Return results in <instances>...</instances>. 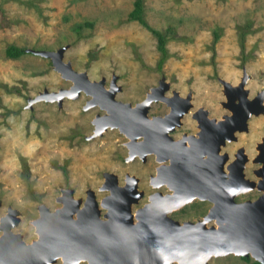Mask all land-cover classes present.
<instances>
[{
    "label": "rangeland",
    "instance_id": "374dc122",
    "mask_svg": "<svg viewBox=\"0 0 264 264\" xmlns=\"http://www.w3.org/2000/svg\"><path fill=\"white\" fill-rule=\"evenodd\" d=\"M132 6L133 0H0V221L8 206L17 209L19 221L12 230L21 232L25 241L37 237L32 220L38 216L39 204L50 210L59 207L56 198L62 188H72L74 197L85 196V189L92 188L99 201L108 193L99 188L106 171L114 172L120 184L126 174L138 177L137 187L144 195L132 204L134 210L155 189L149 175L158 163L150 153L146 163L137 155L128 159V137L118 127H107L90 137L93 117L104 110L98 105L85 107L91 96L84 90L73 98L65 96L60 104L57 100L31 101L44 89L58 91L73 83L54 68L49 56L36 50L67 45L64 61L85 71L91 80L104 77L105 86L115 76L120 87L115 97L131 104L164 80L169 84L167 93L177 90L191 96L189 110L203 105L218 115L230 112L219 103L225 98L223 81L235 85L245 71L248 96L264 89V0H145L148 23L162 30L172 25L177 36L167 40L169 56L161 68L156 67L160 55L156 36L137 20L127 19ZM86 20L93 25L83 24ZM77 22L83 24L81 37L74 28ZM218 27L220 36L212 43L213 30ZM241 30L245 31L242 43ZM11 43L25 52L15 58L7 56L5 48ZM166 109L164 101H153L148 114ZM183 119L191 125L185 129H196L189 114ZM263 119L264 112L251 115L248 132H236L238 141L227 148L244 144L251 157L262 129L257 124ZM23 160L27 179L22 176ZM255 166L248 162L246 176L257 178L252 171ZM260 192L254 188L236 199H253ZM210 205L195 198L169 215L180 221L197 220ZM254 261L251 256L228 253L212 256L206 264Z\"/></svg>",
    "mask_w": 264,
    "mask_h": 264
},
{
    "label": "water",
    "instance_id": "95a60500",
    "mask_svg": "<svg viewBox=\"0 0 264 264\" xmlns=\"http://www.w3.org/2000/svg\"><path fill=\"white\" fill-rule=\"evenodd\" d=\"M66 46L36 52L49 56L54 68L64 71L65 77L72 76L74 83L58 91L44 89L31 101L57 100L60 104L65 94L73 98L85 89L91 95L85 107L97 104L104 110L93 117L94 129L90 137L101 134L108 125H116L128 137V159L135 155L144 159L146 149L143 144L154 137L151 133L159 129L160 121L164 122L162 136L168 137V131L188 111L190 96H180L174 90L173 94L183 102L177 109V102H173L175 98L163 95L168 88L164 80L152 86L153 93L147 92L135 104L117 99L116 91L120 87L115 76L109 86L104 85V77L91 80L85 71L76 70L69 61L63 60ZM247 78L244 71L235 85L223 81L230 112L225 119L216 122V126L221 124L224 130L221 140L233 138L235 130H247V118L251 113L257 114L264 109H254L248 89L244 87ZM77 79L83 80L87 87L81 88L75 83ZM87 88L96 92L91 93ZM160 96L170 106L169 111L162 116L149 117L151 102L161 99ZM194 117L200 122L198 134L203 141L206 134L204 119L198 115ZM211 123L215 124L213 118ZM142 135L145 140H138ZM191 137L198 139L194 135ZM190 143L194 144L191 138ZM202 144L189 147L180 160L172 152L160 153L150 148L157 160L169 159V163L158 166L156 173L150 176L151 184L155 187L165 183L172 191L166 194L153 192L146 203L134 210L132 204L137 203L143 193L137 187L138 177L126 174L124 184L120 185L116 174L110 171L104 172L99 186L109 191L100 201L90 188L84 205L79 206L80 199L73 196V189L62 188L56 198L61 203L59 207L50 210L47 205L39 204L38 216L34 219L39 232L28 243L23 240L21 232L12 230L19 221L18 210L8 206L13 217L6 227L1 226L0 264H50L58 259L60 264H79L81 260L88 264H206L210 257L228 253L251 256L264 264V166L256 171L257 181L244 176L242 164L235 169L228 167L227 172L220 161L219 166H209L204 158L207 151ZM218 146L207 153H217ZM108 179H112L111 185ZM253 188L261 191L255 199H235L236 195ZM195 197L211 202L202 218L180 221L169 215L172 209ZM101 208L105 209L103 216L100 215Z\"/></svg>",
    "mask_w": 264,
    "mask_h": 264
},
{
    "label": "flooded vegetation",
    "instance_id": "af4514ba",
    "mask_svg": "<svg viewBox=\"0 0 264 264\" xmlns=\"http://www.w3.org/2000/svg\"><path fill=\"white\" fill-rule=\"evenodd\" d=\"M168 87H169V84H168ZM173 91L174 90H172L170 93H167V90H165L163 92L164 93L163 95L164 96H169V97L175 98V99H173V102H177V104H176L177 105V109L178 108H181V106H182L181 104L183 102L180 99H178L173 94ZM223 91H224L225 98L224 99H220L219 100V103L224 108H228L227 107V104H226L228 102V99L226 98L225 89ZM148 92H152V89H150ZM178 94L180 96H183V97L189 95V94L182 95L179 92H178ZM248 97H249V99H251L253 101V104H254L253 107H254V109H259L260 107H264V89L256 90L255 93H253L251 96H248ZM190 98H191V96H190ZM190 98H189V101H190L189 109L192 106V102H191V99ZM158 100L164 101V103L168 106V109H166L162 113L150 114V115L148 114L149 117H152L153 115H161L162 116V115H165L169 111L170 106L168 105V103L165 100H163V99H158ZM158 100H153V101H158ZM237 101H238V99L235 98V102H237ZM150 106H151V104H150ZM149 109H150V107H149ZM149 109H148V111H149ZM189 109H188L187 112H185L179 118V123H176L174 125L173 129H171L170 131H168V137L162 136V130L161 129L164 128V122L160 121V123L158 124L159 129H155L156 131H152V133H151V135L154 136V137L150 141H148V142L146 141V143L143 144V148L146 149V154H145L144 159H142L140 157L141 160L144 163H146L147 160H148L147 159V154L148 153L154 154L155 160L158 161V163L155 166V171H154V173H156V168L158 166H160V165L169 163V159L164 160V161L163 160H161V161L157 160L156 159V154L153 153L152 151H150L149 150L150 148L151 149H154L155 148V149L159 150L160 153L172 152V153L175 154V156H177V159L180 160V158L185 157V153L187 152V149L189 147H192V145H197V147H198L201 143H203L202 144L203 149H206V151L208 152V151L213 150V148H215V146L217 144H219V146H218L219 148H218V152H217L218 154L217 153H214V154L210 155L207 152L204 153V158H207V164H209V166H214V165L215 166H219L218 161H220V163H222L223 169L227 172L228 171V167L231 168V169H235V168H238L240 166V164H242L243 165L242 166V170L244 172V176L246 178H248V179H252V180L257 181L259 179V176L256 174V171L258 169H260L261 167L264 166V119L261 120L259 124H257V127L260 126V127H262V129H259V131H261V134H259V138L256 139L254 141V143H253L254 153H253V155L251 157L248 156V154H247V152L245 150L246 148H245V145L244 144L237 145V147H235V149L230 148V146H228V148H227V145H229L230 142H237L238 141L239 137H238V135H237L236 132H242V131L248 132V130H249L248 121H249L250 116L251 115L258 116L260 113H263L264 112V109L261 110L260 112H258L257 114L256 113H251V115L247 118V130H235L233 132V135H234L233 138L228 139L227 137H225L224 140H221L220 139V136H221V134L223 133L224 130L221 128V126H220L221 124H219V127H217L216 126L217 125L216 122H218L219 120L225 119V116L227 115L228 112L222 111L218 115H213L211 113L210 107H206V106H203V105L196 106V107H194L191 110H189ZM185 114H189L190 117L195 120L196 129H194V130L185 129L187 127L191 128V125L188 124V122H190V121H186V120L183 119V117H184ZM194 115H198L200 118L204 119V124L203 125L205 126L206 134L204 135L205 136V139L203 141H200L201 140L200 139V135L198 134V132L201 130L200 129V122L198 121V119H196L194 117ZM212 118L214 119L215 124L211 123V119ZM144 126L146 127L145 124H144ZM191 135H194L198 139L192 138ZM190 138H191V141L194 142V144H191L190 143ZM138 140H145V139H144V137L142 135V136L139 137ZM249 161L256 164L255 167H252L253 173L257 176L256 179L246 176L245 169H246V166H247V164H248ZM151 175L152 174L149 175V183L150 184H151V182H150V176ZM116 177H117V175H116ZM108 183L111 185L113 183L112 179H108ZM117 183L120 184L118 182V180H117ZM123 184L124 183H122L120 185H123ZM161 186L167 187L168 190L163 191L162 189H160ZM88 189H90V188L85 189V196H78V197H76L77 199L78 198L80 199L79 206H83L84 205V202H85L86 197H87V194H88L87 193V190ZM92 190H93L94 196L96 198L95 191H94V189H92ZM251 190H249V191H251ZM156 191L161 192L162 194H166L168 192H171L172 190L165 183H162L159 186H155V189L153 191H151L147 195V199L141 205H143L144 203H146L148 201L149 195L151 193H153V192H156ZM259 194H257L255 196V198ZM143 195H144V191L142 193V196ZM73 196H74V194H73ZM237 196L238 195L235 196V199L237 198ZM195 198H197L198 200H201V201H205L206 200V201L210 202L208 199H201V198H198V197H195ZM255 198H253V199H255ZM245 199H251V198L250 197H247ZM238 201H240V200H238ZM209 207L207 208V210L205 211V213L208 211ZM172 210H174V209H172ZM100 212H101L100 215L103 216V213L105 212V209H104L103 212H102V210H100ZM170 212H169V214H170ZM7 213H8V211H7ZM7 213L5 215H3V217L6 216ZM33 221H34V219L32 220V222ZM15 232H17V231H15ZM1 233H3V232H1ZM26 242L28 243V241H26Z\"/></svg>",
    "mask_w": 264,
    "mask_h": 264
},
{
    "label": "trees",
    "instance_id": "16d2710c",
    "mask_svg": "<svg viewBox=\"0 0 264 264\" xmlns=\"http://www.w3.org/2000/svg\"><path fill=\"white\" fill-rule=\"evenodd\" d=\"M144 1L145 0H133V6L130 9V11L128 12L127 19L128 20H137L138 22H140L142 25H144L147 29H149L156 36V41H157L156 42V46H157V49L160 52V55H159V57L157 59V62H156V67L157 68H161L162 63L169 56V52H168V49H167V46H166V42H167V40L169 38H175L177 36L175 35L174 27L172 25H168L165 28V30H162V29L155 28V27L151 26L148 23V21L145 18V15H144ZM83 24L92 26L93 25V21L86 20V21H84ZM83 24H81V22H77L74 25L75 30H77V32H78L77 33L78 37L82 36L81 33H80V29H81V26ZM244 33H245V31H243V30L240 31V35H241L240 36L241 37L240 41H241V43H242V38H243ZM219 36H220V27H218V28L213 30L212 43H215L217 41V39L219 38ZM180 38L186 39L187 37L186 36H181ZM24 52H25V49L23 47L15 45L13 43L8 44L6 46V48H5L6 55L9 56V57H13V58L21 55ZM22 165H23V170H24L22 172V176L25 179H27V178H29L28 177L29 174H28V168L26 166V162L24 160L22 162ZM59 166L63 169L64 173H66L65 164H62V165H59ZM27 182L30 183L29 180ZM243 257L248 259V256H243ZM254 264H261V262L254 261Z\"/></svg>",
    "mask_w": 264,
    "mask_h": 264
},
{
    "label": "bare ground",
    "instance_id": "6f19581e",
    "mask_svg": "<svg viewBox=\"0 0 264 264\" xmlns=\"http://www.w3.org/2000/svg\"><path fill=\"white\" fill-rule=\"evenodd\" d=\"M72 66V65H71ZM73 68V67H72ZM57 70V69H56ZM58 72H60L61 74H62V76L64 77V78H66V79H69V80H72V82L74 81L73 79V77L71 78L70 76H68V77H65L64 75H63V73L65 74V72L63 71L62 72V70L60 71V70H57ZM74 83V82H73ZM76 84H78V85H80L81 86V88H86L87 87V85L88 84H86V83H84L83 82V80H81V79H77L76 80V82H75ZM82 90H85V89H81V91ZM86 90H88V91H90L91 93H95L96 92V90H94V89H91V88H87ZM150 93H153V92H150ZM155 93L156 94H158V95H161L159 92H158V90H155ZM88 94V93H87ZM65 96H69V95H67V94H65L64 95V97ZM91 96V95H90ZM161 97V96H160ZM162 98H164L163 96L161 97V99ZM45 100V99H44ZM164 100V99H163ZM95 105H97V104H95ZM111 125H108V127H110ZM114 127H116L117 128V126L116 125H114ZM121 132H123V131H121ZM12 217H13V215L11 214V213H7V215L4 217V218H2V221H0V222H2L1 224H0V231L2 230L3 231V229L1 228V226L3 225V228L4 227H6L11 221H12ZM33 224H34V226H35V231H36V233L38 234V229H36L37 227H36V223H35V221L33 222ZM23 238V237H22ZM24 240V239H23ZM25 241V240H24ZM26 242V241H25ZM82 262V261H81ZM51 264V263H50Z\"/></svg>",
    "mask_w": 264,
    "mask_h": 264
}]
</instances>
